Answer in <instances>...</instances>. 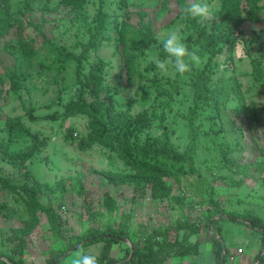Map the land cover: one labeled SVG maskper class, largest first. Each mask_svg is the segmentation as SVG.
I'll list each match as a JSON object with an SVG mask.
<instances>
[{"label": "rangeland", "instance_id": "obj_1", "mask_svg": "<svg viewBox=\"0 0 264 264\" xmlns=\"http://www.w3.org/2000/svg\"><path fill=\"white\" fill-rule=\"evenodd\" d=\"M9 2L13 18L19 16L18 11L23 9L21 0ZM204 2L210 5L211 15L206 19L200 18V21L209 30H213L216 37L225 36L231 29H237L234 37L239 41L231 50L233 57L228 75L232 76L233 82L239 80L242 83V89L246 90L243 98L254 102L262 125L253 132H244L243 136L238 132H227L226 141L241 139L243 149L236 155L240 166L237 172L225 170L218 173L202 165L198 170L204 184L198 182L199 177L196 175H179V182L174 179L167 180L172 188L171 199L155 201L151 199L148 191L144 196L137 197L130 186L116 187L107 181L106 172L127 171L125 164L110 151L99 146L79 151L64 141L63 129L67 126H73V138L76 141L85 136L88 118L81 113L68 117L62 115L65 111L71 112L72 102L77 100L79 94L75 79L76 65L72 61H56L55 57L59 53L53 46L56 44L79 53L81 43L88 41L90 32L101 21V12L110 16L107 22L111 33L114 25L119 27L129 24L138 27L141 24H152L156 44L148 46L146 56L138 58L133 69L130 70L132 66L124 63L122 47L115 48L113 43L108 46L104 44L98 51L88 55L82 70L87 73L91 62H107L108 65L102 68L104 84L114 89L109 96L101 92L100 98L112 104L117 113L130 112L136 115L146 112L150 115L151 111L156 109L159 117L147 132L158 135L156 126L159 123L165 124L173 132L172 140L182 150L187 143L186 121L183 120L182 114H186L190 105V79L185 74L176 73L172 61H166V58L160 56L163 51L162 41L170 33L177 34L185 44L184 25L173 23L179 14L175 0H102V4L100 0H86L80 13L71 11L69 6L64 7L61 0H30V11L21 17L24 22L22 34L28 41L33 42L38 53L33 57L14 61L5 51V42L18 39L16 25L0 40V177L7 178L9 183L15 186V191L17 190V193L11 194L0 191V203L2 200L7 203L6 209L0 212V250L10 252L15 248L20 243V236L15 230L28 224L24 209L25 199L20 194L21 188L32 186L34 182L54 185L67 177L74 178L71 182L72 188L76 183L75 179H81L85 194L79 195L75 190L64 194V205L56 207L62 218L64 242L70 237L83 235L92 226L104 228L110 224L120 225L126 220L130 222L127 228L132 237H146L154 230L166 228L169 238L173 239L179 222L184 221V218L189 222H204L205 212L215 210L211 200L225 213L252 209L264 220V186L257 179L242 172L245 169L243 165L263 158L261 150L264 149V93H258L264 88L253 80L251 61L259 60L264 70V59L259 58L261 43L264 46V10L258 14L257 21L251 22L243 19L245 13L242 9H246L244 2L235 5L236 0H228L230 10L236 11L238 18L231 14L221 15L224 6L222 0ZM261 5L264 6V0ZM224 17L228 19L226 24H223L227 20L223 21ZM230 18L233 23L229 25L232 20ZM237 19L241 20L240 25H236ZM41 22H44L42 32L35 28ZM112 37H116L115 33ZM253 38H256L257 42H251ZM227 49L225 46V54ZM198 57L199 62L196 65L203 67L207 55ZM162 61L167 63V72H162L158 67ZM10 66H14L20 75L14 81L6 74V69ZM225 66H221V70H224ZM179 79L184 83V87L177 85ZM213 80L216 82L218 75H215ZM174 85L181 87V94H174L175 99L170 101L169 107H162L159 103L170 98ZM30 112L34 117L47 119L37 118L31 122ZM209 114V111L204 109L202 117L205 118ZM228 116H232L229 111ZM9 122H21L25 126L26 134L19 135L13 144L4 143L8 139ZM215 154L217 150L213 149L209 156ZM204 157L207 158L208 154L201 156ZM252 170L253 168H250V172ZM217 173L221 175L214 179ZM261 176H264V172ZM207 188L211 194L205 193ZM105 192H109L117 202L116 212L112 215L108 214L102 205ZM172 198H180L183 203L178 204ZM57 199L44 194L38 196V201L43 205H55ZM86 205H90L95 213H103L104 217H99L92 223L88 220ZM128 215L131 217L128 218ZM39 220L40 224L32 234L23 238L25 244L21 258L26 264H44L49 256L55 254L50 253L51 249L59 247L53 244L45 215L39 214ZM244 226L222 223V237L227 242L228 249L235 254L227 264H252V256L255 257L260 249L261 233ZM208 241L207 237L206 242ZM102 245L99 243L79 251L68 252L59 264H74L75 260L85 254L97 258ZM125 245L132 246L130 243ZM238 247L243 249V255H239L243 252L238 253ZM120 248L118 245L113 247L114 257L122 255ZM205 256L198 257L195 261L202 264L206 260ZM193 261L194 258H170L165 264H189Z\"/></svg>", "mask_w": 264, "mask_h": 264}, {"label": "trees", "instance_id": "obj_2", "mask_svg": "<svg viewBox=\"0 0 264 264\" xmlns=\"http://www.w3.org/2000/svg\"><path fill=\"white\" fill-rule=\"evenodd\" d=\"M262 1L236 0L234 4L240 5L244 2L246 9H242L245 13L243 19L255 22L258 19V14L264 10V6L261 5ZM29 2L30 0H21L23 9L18 11L19 16L13 18L9 0H0V40L15 25L18 28V39L5 42L3 47L14 61L30 58L38 53L33 42L28 41L22 34L24 22L21 17L25 15V12L30 11ZM61 2L64 7L69 6L71 11L80 13L86 0H61ZM175 2L179 14L173 23L184 25L187 50L190 53L194 52L197 56L207 55L203 67L197 66L190 57L187 58L190 70L184 74L190 79V91H188L190 105L186 114H182L183 120L186 121L187 140L182 150L172 140L173 132L165 124L159 123L156 126L159 130L158 135H151L147 132L156 118L159 117L156 109L152 110L150 115L146 112H139L136 115L130 112L117 113L112 104L100 98L101 92L109 96L114 89L109 87L110 85L104 84L102 68L108 65L107 62L103 60H99L98 64L91 62L87 73L82 70L88 55L98 51L104 44L108 46L113 43L115 48L122 47L124 63L130 64L132 66L130 70L133 69L136 60L146 56L148 46L156 44L152 24H141L138 27L129 24H122L119 27L114 25L111 33V28L107 22L110 16L101 12V21L90 32L88 41L81 43L79 53L56 44L53 46L59 53L57 56L55 55L56 61H72L76 65L75 79L79 94L77 100L72 102L71 108L73 107V109L71 112L65 111L62 115L68 117L81 113L88 118L85 136L76 141L73 138V126H67L63 129L64 141L75 146L79 151H87L95 146L110 151L125 164L127 171L122 173L106 172L107 181L116 187L130 186L137 197L144 196V193L148 191L151 199L155 201L171 199L172 188L167 180L178 181L179 175H196L199 177L198 182L204 184V181L201 180L202 175L198 170L202 165L209 168L210 171L218 173L225 170L237 172L240 166L237 163L238 157L236 155L243 149L242 143L240 142L241 139L226 141L227 132H238L243 136L244 132H253L262 125L254 102L243 98V93L246 90L242 89V83L239 80L233 82L232 76L228 75L231 57H233L231 50L239 41L234 37L237 29L230 30L229 28V34L216 37L213 30H209L206 25L201 23L200 17L186 12L191 0H175ZM222 2L224 6L221 15L231 14L239 17L236 11L230 10L228 0H222ZM100 3L102 4V0ZM225 19L227 17H224L223 21ZM227 21L228 19L223 24H226ZM43 23L35 26L40 32H42ZM232 23L233 19L230 20L229 25ZM240 24L241 20L237 19L236 25ZM113 33L116 35L115 38L112 37ZM251 42H257V39L253 38ZM225 46L228 47L226 54ZM245 53L248 54L246 49ZM259 54V58L264 59L262 43L259 47ZM160 56L166 58L164 51L160 52ZM224 65H226L224 70H221V66ZM251 66L253 80L258 86L264 88L262 63L252 59ZM6 74L12 81L20 76L14 66L8 67ZM215 75H218L216 82L213 80ZM178 83L177 85L184 87V83L180 79ZM180 86H172L173 92L170 94V98L166 101L161 100L159 104L162 107H169L170 101L175 99L174 94H181ZM263 93L264 90H260L258 95ZM232 103L234 104L231 105ZM204 109L210 113L205 118L202 117ZM228 111L231 112L232 116H228ZM37 118L39 120L47 119L34 117L31 112L29 113V121L33 122ZM7 127L9 134L8 139L4 141L6 144H13L19 135L26 134L25 126L21 122H9ZM213 149L217 150V154L210 157L209 153ZM204 154H208V157L201 158ZM261 154L262 159L252 164L243 165L245 169L242 172L246 176L257 179L264 186V176H261L264 172V149L261 150ZM250 168H253L252 172H250ZM218 173L214 179L220 177L221 174ZM0 179L1 192L4 190L9 194L17 193L15 186L10 184L7 178L0 177ZM73 180L74 178L70 177L63 178L54 185L34 182L32 186L21 188L20 194L25 199L24 209L28 217V224L24 228L15 230V233L20 236V243L15 248H12L10 252L4 249L0 250V264H26L21 258L22 248L25 244L23 238L31 235L39 226V214L45 215L53 244L59 245V247L55 246V249H51L50 253L54 252L55 254L49 256L44 264H59L68 255V252L79 251L99 243L103 245L99 256L96 258L98 264H165L170 258H194V261L189 264H197L195 260L199 255L200 248L205 244H209L211 247L214 256L213 264H227L235 255H231L227 242L222 237V223L226 222L243 224L261 233L260 249L252 264H264V220L252 209L244 212L225 213L222 209L217 208V204L214 205L212 200L210 203L213 204L215 210L205 212L204 222H189L187 218H184V221L179 222L173 239L169 238L166 228L154 230L146 237H132L127 228L130 222L126 220L120 225L110 224L104 228L92 226L83 235L70 237L64 242L61 228L62 218L56 207L64 205V194L73 190L79 195L85 194L83 181L76 178V183L72 188L71 182ZM205 193L211 194V191L207 188ZM42 194L57 197L58 201L55 205L54 203L43 205L38 201V196ZM136 195L133 196V199ZM172 200L178 204L183 203L180 198H172ZM102 205L108 214L112 215L116 212V199L109 192L103 193ZM6 206L7 203L2 200L0 212L6 209ZM85 210L88 220L92 223L97 218L104 217L103 213H95L90 205H86ZM130 217L128 215V218ZM207 237L208 242H206ZM192 238L195 239L192 240ZM125 243H130L132 246H126ZM116 245L121 247L122 255L119 257L112 255V249ZM238 249L243 252L240 247Z\"/></svg>", "mask_w": 264, "mask_h": 264}, {"label": "clouds", "instance_id": "obj_3", "mask_svg": "<svg viewBox=\"0 0 264 264\" xmlns=\"http://www.w3.org/2000/svg\"><path fill=\"white\" fill-rule=\"evenodd\" d=\"M186 12L193 16L206 19L211 15V7L204 0H191ZM162 48L166 54V61H172L174 70L178 74H184L190 70V64L187 62V58L190 57L194 63L199 62V57L194 52L190 53L181 37L175 33H170L163 39ZM166 61H162L158 65L162 72H167L168 70ZM74 264H98V261L95 256L85 254L75 260Z\"/></svg>", "mask_w": 264, "mask_h": 264}, {"label": "crops", "instance_id": "obj_4", "mask_svg": "<svg viewBox=\"0 0 264 264\" xmlns=\"http://www.w3.org/2000/svg\"><path fill=\"white\" fill-rule=\"evenodd\" d=\"M242 225V227H245L243 224H241ZM247 229H248V227H246ZM233 240V239H232ZM235 240V239H234ZM233 240V241H234ZM204 248H206V249H204ZM242 249V248H241ZM233 253L231 252V255H232ZM244 254V251H243V253L242 254H239V255H243ZM257 254V253H256ZM206 255V256H205ZM233 255H235V254H233ZM232 255V256H233ZM203 256H205V258H206V260L204 261V263H202V264H213L214 263V256H213V254H212V250H211V247L209 246V244H205V245H203L201 248H200V251H199V255H198V257H203ZM197 257V258H198ZM254 260V256H252V258H251V261H253ZM197 264H198V262H197Z\"/></svg>", "mask_w": 264, "mask_h": 264}, {"label": "built area", "instance_id": "obj_5", "mask_svg": "<svg viewBox=\"0 0 264 264\" xmlns=\"http://www.w3.org/2000/svg\"><path fill=\"white\" fill-rule=\"evenodd\" d=\"M238 253H242V250L238 249ZM231 259H233V257H231Z\"/></svg>", "mask_w": 264, "mask_h": 264}, {"label": "water", "instance_id": "obj_6", "mask_svg": "<svg viewBox=\"0 0 264 264\" xmlns=\"http://www.w3.org/2000/svg\"><path fill=\"white\" fill-rule=\"evenodd\" d=\"M131 257V256H130ZM223 264V263H222Z\"/></svg>", "mask_w": 264, "mask_h": 264}]
</instances>
